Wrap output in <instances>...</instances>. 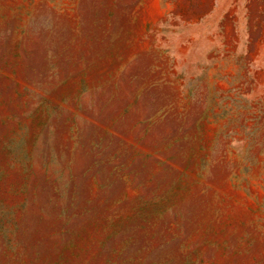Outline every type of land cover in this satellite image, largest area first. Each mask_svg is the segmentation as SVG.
<instances>
[{
  "label": "rangeland",
  "instance_id": "1",
  "mask_svg": "<svg viewBox=\"0 0 264 264\" xmlns=\"http://www.w3.org/2000/svg\"><path fill=\"white\" fill-rule=\"evenodd\" d=\"M0 264H264V0H0Z\"/></svg>",
  "mask_w": 264,
  "mask_h": 264
}]
</instances>
